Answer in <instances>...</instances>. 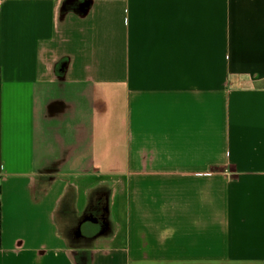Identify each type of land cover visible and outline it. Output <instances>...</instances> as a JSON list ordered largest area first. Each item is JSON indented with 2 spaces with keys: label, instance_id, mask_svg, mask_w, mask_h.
Instances as JSON below:
<instances>
[{
  "label": "crops",
  "instance_id": "1",
  "mask_svg": "<svg viewBox=\"0 0 264 264\" xmlns=\"http://www.w3.org/2000/svg\"><path fill=\"white\" fill-rule=\"evenodd\" d=\"M0 264H264V0H0Z\"/></svg>",
  "mask_w": 264,
  "mask_h": 264
}]
</instances>
